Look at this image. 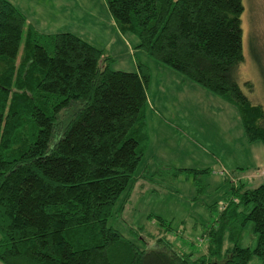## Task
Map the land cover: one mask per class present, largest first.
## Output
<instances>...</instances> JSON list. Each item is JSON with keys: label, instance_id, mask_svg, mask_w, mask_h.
Instances as JSON below:
<instances>
[{"label": "trees", "instance_id": "16d2710c", "mask_svg": "<svg viewBox=\"0 0 264 264\" xmlns=\"http://www.w3.org/2000/svg\"><path fill=\"white\" fill-rule=\"evenodd\" d=\"M103 3L135 49L232 106L245 141L264 151V113L236 81L241 0ZM112 61L70 32H37L0 0V264H264V181L237 182L223 207L212 205L196 258L172 248L158 217L147 218L158 227L152 248L107 226L148 143V70L136 62L134 72L114 71ZM143 228L129 234L137 239Z\"/></svg>", "mask_w": 264, "mask_h": 264}, {"label": "rangeland", "instance_id": "374dc122", "mask_svg": "<svg viewBox=\"0 0 264 264\" xmlns=\"http://www.w3.org/2000/svg\"><path fill=\"white\" fill-rule=\"evenodd\" d=\"M52 1L39 0L41 5H49ZM91 1L99 8L95 0ZM58 3L61 6L66 3L71 15L83 16L81 21L95 20L90 9L87 15L73 0ZM241 3L242 61L236 68V81L247 100L259 105L264 113V0H241ZM19 9L39 32L46 31L44 24L49 19L42 18L43 13L33 0H20ZM103 21L102 24H108ZM126 37L132 50L122 47L119 55L112 56L110 69L127 72L134 69L135 61L150 62L146 65L150 81L145 89L149 144L134 173L135 182L127 200L118 210L123 195L118 199L107 226L141 249L152 248L158 227L153 218L151 221L147 218L158 217L168 222L169 228L159 233H165L164 238L172 248L196 258L203 254L205 244L200 238L202 226L209 225L216 215L212 205L221 204L230 195V187L237 182L254 188L264 181L263 147L259 142L245 141L232 106L134 49V37ZM249 41L256 55L259 54L261 73L251 59ZM179 79L184 84H180ZM144 166H147L146 171ZM164 166L167 171H162ZM158 168L161 170L157 171ZM173 169L182 170L175 175ZM205 169L206 174L197 172ZM140 175L146 177L144 182ZM141 226L144 230L137 240L129 233ZM258 263L256 258L248 262Z\"/></svg>", "mask_w": 264, "mask_h": 264}, {"label": "crops", "instance_id": "0c3cea01", "mask_svg": "<svg viewBox=\"0 0 264 264\" xmlns=\"http://www.w3.org/2000/svg\"><path fill=\"white\" fill-rule=\"evenodd\" d=\"M7 1L11 3L13 6H15L17 9H19L20 0H7ZM23 1L26 2L27 0H23ZM33 1H34V5L37 6V9L43 13L42 18H44L45 16L46 19H49L48 20L49 22L44 24L45 25L44 28L46 31L39 32L36 26L32 22H29L27 20L26 15H24V13L20 9L19 11L24 15L26 21L39 33L54 34L61 32H70L72 34L77 35L84 41L90 43L95 48L103 50L104 52L108 53L111 58H113L112 57L113 55H119L121 53L120 50H122V47L129 48V51L132 50L129 42L126 40L127 38L126 36L128 35L122 34L117 30L114 22L112 21L111 17L109 16L105 8L103 0H95L99 8H97L96 5L91 0H73L77 8L80 9L81 7L87 13V15L89 14L87 12L89 9L92 11L93 19H95L96 22L94 20L89 23L87 21H81L84 17L80 16V14L78 13H74L73 15H71L70 7L66 3H64L63 6H61V4L58 3V1L60 0H53L49 5H41L39 0H33ZM64 1L66 2V0ZM103 20H106L108 24L107 23L102 24V22H104ZM98 24L101 25L102 27L99 26ZM61 28L62 31H57ZM139 63L143 64L144 66L146 65L149 66L150 62L144 60L143 62L140 61ZM133 66L134 69H131L130 71L127 72L136 71V61L135 63L133 62ZM149 81H150V73H149ZM177 81L180 84H184V82H182L183 81L182 79H179ZM148 144H149V137H148L147 146ZM143 170L146 171L147 166H144ZM139 178L141 179L142 182H144V179L146 177H144V175H140ZM141 185L142 184H139V186Z\"/></svg>", "mask_w": 264, "mask_h": 264}, {"label": "built area", "instance_id": "2783aa9c", "mask_svg": "<svg viewBox=\"0 0 264 264\" xmlns=\"http://www.w3.org/2000/svg\"><path fill=\"white\" fill-rule=\"evenodd\" d=\"M263 174V173H262ZM264 175V174H263ZM221 205V204H220ZM220 207H223V205H221Z\"/></svg>", "mask_w": 264, "mask_h": 264}]
</instances>
